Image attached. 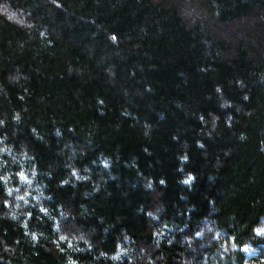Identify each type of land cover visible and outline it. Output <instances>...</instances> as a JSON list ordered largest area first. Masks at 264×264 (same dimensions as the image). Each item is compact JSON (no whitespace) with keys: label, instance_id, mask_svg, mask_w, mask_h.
I'll use <instances>...</instances> for the list:
<instances>
[{"label":"trees","instance_id":"trees-1","mask_svg":"<svg viewBox=\"0 0 264 264\" xmlns=\"http://www.w3.org/2000/svg\"><path fill=\"white\" fill-rule=\"evenodd\" d=\"M0 121V264H264V0H0Z\"/></svg>","mask_w":264,"mask_h":264},{"label":"snow or ice","instance_id":"snow-or-ice-1","mask_svg":"<svg viewBox=\"0 0 264 264\" xmlns=\"http://www.w3.org/2000/svg\"><path fill=\"white\" fill-rule=\"evenodd\" d=\"M55 2V0H54ZM113 39H116V37H112ZM201 119H203V117H201ZM0 123H2V121H0ZM161 183H163V181H161ZM42 211H44V209H41ZM257 234H260L261 232H264V229H257Z\"/></svg>","mask_w":264,"mask_h":264},{"label":"rangeland","instance_id":"rangeland-1","mask_svg":"<svg viewBox=\"0 0 264 264\" xmlns=\"http://www.w3.org/2000/svg\"><path fill=\"white\" fill-rule=\"evenodd\" d=\"M208 231V230H207Z\"/></svg>","mask_w":264,"mask_h":264}]
</instances>
